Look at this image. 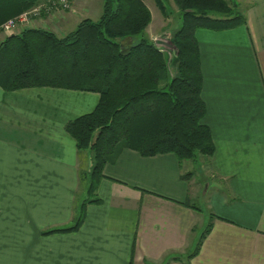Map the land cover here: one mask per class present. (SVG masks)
I'll use <instances>...</instances> for the list:
<instances>
[{
    "label": "crops",
    "instance_id": "obj_1",
    "mask_svg": "<svg viewBox=\"0 0 264 264\" xmlns=\"http://www.w3.org/2000/svg\"><path fill=\"white\" fill-rule=\"evenodd\" d=\"M246 1L245 24L195 31L213 155L179 162L120 149L75 231L48 232L74 223L93 164L65 124L91 112L99 94L0 87V264H264V0ZM92 2L43 12L14 32L62 37ZM197 174L213 177L204 191Z\"/></svg>",
    "mask_w": 264,
    "mask_h": 264
},
{
    "label": "trees",
    "instance_id": "obj_2",
    "mask_svg": "<svg viewBox=\"0 0 264 264\" xmlns=\"http://www.w3.org/2000/svg\"><path fill=\"white\" fill-rule=\"evenodd\" d=\"M39 1L0 0V24ZM153 1L164 17L171 14L169 0ZM172 1L179 25L171 58L145 34L151 12L143 0H102L96 19L83 18L62 37L32 27L0 40L3 90L48 86L99 94L91 112L65 124L77 150L92 154L85 197L71 226L48 232L79 228L86 204L100 202L95 190L104 164L122 148L142 156L171 152L179 162L213 155L211 131L202 121L206 106L195 31L232 29L245 24L246 17L236 1ZM210 227L209 222L192 254Z\"/></svg>",
    "mask_w": 264,
    "mask_h": 264
},
{
    "label": "rangeland",
    "instance_id": "obj_3",
    "mask_svg": "<svg viewBox=\"0 0 264 264\" xmlns=\"http://www.w3.org/2000/svg\"><path fill=\"white\" fill-rule=\"evenodd\" d=\"M75 1L76 0H74L72 2L70 9H72L73 3ZM143 2L149 8V10L151 12V20L153 19V21H151L149 23V25L147 26V28L145 29V34H146V36H147L148 39H150L151 41H153L154 45L160 47L163 51H165V53L167 54V56L169 58H171L172 55H173V52H174V47H173V44H172V36H173L174 31L177 29V26L179 25V23H178L179 19L177 17V7L175 6V4L173 3L172 0H169L166 5H167V9L169 10V12H171V14L168 17H164L160 13L158 7L155 5V3H154L153 0H143ZM246 2H247L246 0H238V4H239L238 9L242 13L245 11V6L247 5ZM78 4L81 5L80 7H83L84 5H86V2L85 1H79ZM91 4H92L90 6L91 12H89V17L88 18L93 19L101 11V4L102 3H101V0H93V2ZM96 9L99 10V11H97ZM49 11L54 12L56 10H52L51 9ZM79 11H78V14H79L78 17L79 18H81V17H87L88 14H86L85 8H81V9L79 8ZM45 12L46 11H44V14H45ZM33 19L34 18H32L28 22L27 25L30 26L31 23H32V21H34ZM17 29H18V25L13 28V31H16ZM3 36L4 35H2V33H0V40L2 39ZM204 171L206 172L205 167H204ZM206 176L203 175V174H197L196 175V178L195 179H197V181H198L197 183L200 182L199 183V185H200L199 186V191H201L202 189L204 191L207 182H210V181H208L209 178L211 180H213V177L212 176H209L207 174H206ZM208 191L210 192L211 191V188H209ZM198 203H201L202 204V201L199 200ZM201 230H203V229H201Z\"/></svg>",
    "mask_w": 264,
    "mask_h": 264
},
{
    "label": "built area",
    "instance_id": "obj_4",
    "mask_svg": "<svg viewBox=\"0 0 264 264\" xmlns=\"http://www.w3.org/2000/svg\"><path fill=\"white\" fill-rule=\"evenodd\" d=\"M74 0H41L34 7L12 17L0 25V33L3 37L14 33L13 28L19 24H28V22L37 16H40L44 11L49 10H65L70 9ZM2 37V38H3Z\"/></svg>",
    "mask_w": 264,
    "mask_h": 264
}]
</instances>
